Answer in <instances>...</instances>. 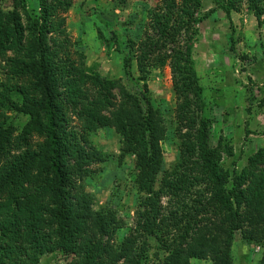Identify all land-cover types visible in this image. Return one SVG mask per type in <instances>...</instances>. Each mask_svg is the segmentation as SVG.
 <instances>
[{"label":"trees","instance_id":"trees-1","mask_svg":"<svg viewBox=\"0 0 264 264\" xmlns=\"http://www.w3.org/2000/svg\"><path fill=\"white\" fill-rule=\"evenodd\" d=\"M75 1L36 0L38 10L30 12L25 0H0V264H37L42 256L57 251L72 256L68 264H109L104 250L95 251L98 248L91 247L85 238L88 209H92L91 196L85 192V178L90 172L86 168L88 160L78 155L82 149L75 142L78 137L106 128L120 138L119 162L126 155L135 157L131 178L138 195V230L122 241L120 250L111 253L112 260L133 255L136 259L131 263L147 264L154 245L153 255L164 264H189V259L209 258L232 264L230 250L239 236V245L260 247L255 264H264V148L259 147L246 158L240 170L230 172L221 162L224 156L232 160V139L219 136L215 146L211 145L212 119L200 87L194 84L188 43L197 35L201 1L155 0L156 5L147 9L146 26L138 28L141 36L135 48L137 55L133 41L124 43L119 38L113 28L118 24L108 23L113 28L109 39L99 30L94 49L99 43L107 53L113 47L116 52L117 47L129 48L122 67L137 70L136 81L144 84V92L138 97L117 82L77 70L72 60L82 53H71V48L82 47L83 43L66 39L64 17ZM110 1L120 9L127 0ZM246 1L249 12L259 18L264 0ZM239 2L217 0L216 5L229 15L230 10L239 8ZM166 59L174 75L173 127L167 125L160 102L149 96L146 84L148 69ZM78 63L85 68L83 57ZM67 68L64 100L73 103L72 111L74 102L83 103L78 115L82 136L73 129L66 130L61 116L57 76ZM113 90L118 92V100ZM91 92L96 95L89 97ZM15 93L20 97L11 101ZM90 98V102H82ZM141 100L146 103L145 110ZM246 101L249 107L245 112L251 115L253 95L247 94ZM257 110H264V98ZM10 112L21 114L26 123L20 126L18 120L9 119ZM172 129L180 143L179 162L168 172L163 168L160 143ZM250 134L245 129L244 139ZM43 137L42 142L32 144V138ZM71 142L73 166L65 161L66 146ZM71 181L78 184L72 187V205L66 191ZM200 181L207 183L205 194L193 190ZM187 194L198 196L192 207L203 217L197 215L199 222L187 223L173 234L162 213L168 209L162 207L161 199L178 203ZM119 223L122 221L116 211L95 219L103 233ZM213 251H218L219 257H214Z\"/></svg>","mask_w":264,"mask_h":264},{"label":"rangeland","instance_id":"rangeland-1","mask_svg":"<svg viewBox=\"0 0 264 264\" xmlns=\"http://www.w3.org/2000/svg\"><path fill=\"white\" fill-rule=\"evenodd\" d=\"M25 1L30 12L38 10L36 0ZM200 1L201 6L197 13L199 23L195 26L197 35L195 38L191 37L188 42L191 46V59L196 77L194 84L200 87L206 111L212 119L211 145L215 146L219 136L230 138L233 141L232 160L224 156L221 162L224 169L232 172L245 166L246 158L254 154L259 147L264 148V110L255 112L260 100L264 98L262 87L264 84V12L257 18L249 12L247 1L240 0L239 8L230 10L227 15L223 8L216 5L217 0ZM155 5V0H150L148 3H144V0H127L124 7L117 9L113 7L110 0H76L64 17L65 28L68 32L66 39L83 43L80 44L82 47L71 48V53L76 51L82 53V56L74 57L75 59L72 60L77 64V70L81 72L85 70V73H94L93 75L103 79L117 82V85L123 87L128 93L140 96L144 92V84L136 81L137 70L135 67L133 70H125L122 67L123 58L129 56V48L117 47L119 50L116 52V48L113 47L112 51L107 53L105 46L100 43L94 49L93 42L98 41L99 30L105 32L109 39L115 27L116 33L120 35L119 38H122L124 43L133 41V49H135L141 36L138 28L140 25L141 27L146 26L147 9ZM132 18H134L133 23L129 25ZM108 23L118 25L112 28ZM122 24L125 27L121 26ZM231 35L233 37L232 51L229 49ZM166 52L170 54V51ZM134 55H137L136 49ZM81 57L85 59V68L78 63ZM134 65L136 66L135 61ZM68 69L57 76L59 98L62 101L61 116L66 130L73 129L79 134L78 136H82V122L78 115L83 103L74 102L72 111L73 103L64 100V91L67 88L64 84L67 78L64 76ZM148 71L146 84H148L149 96L160 102V109L167 125L173 127L172 112L175 109V97L173 95L174 75L171 73L170 60L166 59L156 68L148 69ZM2 79L3 75L0 72V83ZM245 88L251 90L248 94L253 95L255 99L251 105L253 109L251 115L245 112L249 107ZM112 93L118 100V92L113 90ZM91 95L94 96L96 93L91 92L89 97ZM19 97L20 95L15 93L11 101H16ZM90 101L91 98L82 102ZM141 104L145 110L146 103L141 100ZM215 105H220V107L216 108ZM7 116L11 120H18L20 126L26 123V118L18 112H10ZM109 129H101L82 137L87 144L79 137L75 141L82 149L78 155L88 160L86 168L90 172V176L85 178V192L91 196L92 209H88L85 238L91 247L98 248L95 251L104 250L109 264H133L131 262L136 259L133 255L118 261L111 259V253L120 250L122 241L138 230L135 220L138 195L131 178L135 170V157L126 155L124 160L119 162L120 138ZM245 129L251 131L247 139H244ZM43 139L44 137L42 139L32 138L31 142L36 144L42 142ZM73 143L66 146L68 151L65 161L69 166L74 165L72 158L74 154H71ZM179 144V140L174 135V129L167 132V137L160 143L163 168L168 172L179 162ZM231 162H235L236 165L232 166ZM76 185L78 186L71 181L66 189L67 201L70 205L75 202L72 187ZM194 186L197 187L193 190H202L203 194L207 191L206 181H200ZM228 187V189L232 187L230 180ZM197 198L198 196L187 194L178 203H168L166 198L161 199L162 207L168 209L166 212L162 210V213L168 219L167 223L172 228L173 234H176L187 223L191 225V222L201 220L203 215L200 210L192 207ZM111 211L117 212V219L122 223L112 225L108 233H103V230L96 226L95 219ZM197 215L201 218H197ZM164 235L165 232H163ZM238 240L239 236L234 240L230 250L232 264H255L256 254L260 252V247L241 246ZM155 252L156 248L153 245L150 253L151 259L147 264H164L163 260L158 261L153 255ZM211 254L219 257L218 251H213ZM71 259L72 256H65L61 251H57L42 256L37 264H68ZM189 264H219V259H189Z\"/></svg>","mask_w":264,"mask_h":264},{"label":"clouds","instance_id":"clouds-1","mask_svg":"<svg viewBox=\"0 0 264 264\" xmlns=\"http://www.w3.org/2000/svg\"><path fill=\"white\" fill-rule=\"evenodd\" d=\"M232 40H233V37H232V35H231V36H230V39H229V41H230L229 49H230L231 51L233 50V47L231 46V41H232ZM245 91H246L247 94L251 92V90H249V88H245Z\"/></svg>","mask_w":264,"mask_h":264}]
</instances>
